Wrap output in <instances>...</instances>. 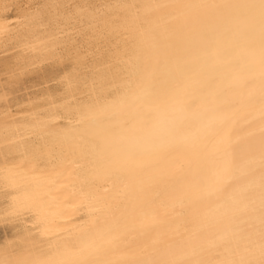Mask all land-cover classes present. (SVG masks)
<instances>
[{
	"label": "bare ground",
	"instance_id": "obj_1",
	"mask_svg": "<svg viewBox=\"0 0 264 264\" xmlns=\"http://www.w3.org/2000/svg\"><path fill=\"white\" fill-rule=\"evenodd\" d=\"M0 264H264V0H0Z\"/></svg>",
	"mask_w": 264,
	"mask_h": 264
},
{
	"label": "rangeland",
	"instance_id": "obj_2",
	"mask_svg": "<svg viewBox=\"0 0 264 264\" xmlns=\"http://www.w3.org/2000/svg\"><path fill=\"white\" fill-rule=\"evenodd\" d=\"M9 15H12V12L9 13ZM35 76L31 77L30 81L27 82V86H31L32 83L35 81ZM38 87L30 88L27 92L35 91Z\"/></svg>",
	"mask_w": 264,
	"mask_h": 264
}]
</instances>
